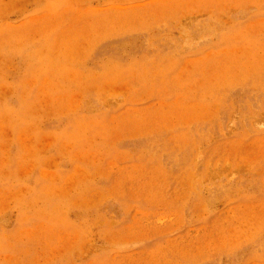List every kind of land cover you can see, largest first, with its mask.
I'll return each mask as SVG.
<instances>
[{
    "label": "rangeland",
    "instance_id": "rangeland-1",
    "mask_svg": "<svg viewBox=\"0 0 264 264\" xmlns=\"http://www.w3.org/2000/svg\"><path fill=\"white\" fill-rule=\"evenodd\" d=\"M0 264H264V0H0Z\"/></svg>",
    "mask_w": 264,
    "mask_h": 264
}]
</instances>
